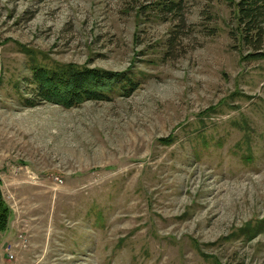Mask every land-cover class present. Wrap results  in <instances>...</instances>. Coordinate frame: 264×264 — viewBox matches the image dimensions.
I'll return each instance as SVG.
<instances>
[{
	"label": "rangeland",
	"instance_id": "374dc122",
	"mask_svg": "<svg viewBox=\"0 0 264 264\" xmlns=\"http://www.w3.org/2000/svg\"><path fill=\"white\" fill-rule=\"evenodd\" d=\"M240 1L0 0V264H264V57ZM84 68L137 87L30 105L35 71Z\"/></svg>",
	"mask_w": 264,
	"mask_h": 264
},
{
	"label": "trees",
	"instance_id": "16d2710c",
	"mask_svg": "<svg viewBox=\"0 0 264 264\" xmlns=\"http://www.w3.org/2000/svg\"><path fill=\"white\" fill-rule=\"evenodd\" d=\"M173 7H176L173 2L170 6L163 5L164 10L166 8L171 10ZM236 11L242 41L247 45L258 46L253 56L264 57V53L260 52V45L264 41V0H241L236 5ZM123 81L125 84H122ZM30 85L31 93L35 94V102L30 103L32 107L37 104L36 101H40L51 102L65 108L78 107L86 101L108 100L109 95L116 89L130 95L137 87V84L124 74L90 68L65 73L37 70ZM1 221L2 225H6L5 218Z\"/></svg>",
	"mask_w": 264,
	"mask_h": 264
}]
</instances>
